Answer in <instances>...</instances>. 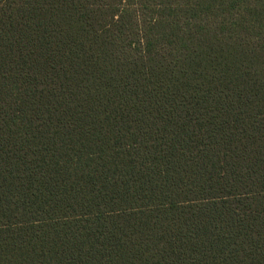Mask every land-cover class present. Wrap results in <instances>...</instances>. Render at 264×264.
Returning <instances> with one entry per match:
<instances>
[{
    "label": "trees",
    "instance_id": "obj_1",
    "mask_svg": "<svg viewBox=\"0 0 264 264\" xmlns=\"http://www.w3.org/2000/svg\"><path fill=\"white\" fill-rule=\"evenodd\" d=\"M0 264H264V0H0Z\"/></svg>",
    "mask_w": 264,
    "mask_h": 264
}]
</instances>
